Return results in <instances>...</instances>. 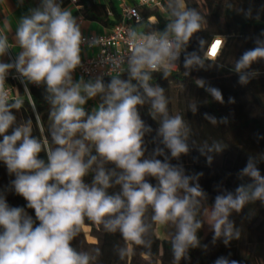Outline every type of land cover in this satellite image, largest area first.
Instances as JSON below:
<instances>
[{"label": "clouds", "instance_id": "clouds-1", "mask_svg": "<svg viewBox=\"0 0 264 264\" xmlns=\"http://www.w3.org/2000/svg\"><path fill=\"white\" fill-rule=\"evenodd\" d=\"M17 2L22 5L24 0ZM167 9L163 31L132 28L126 33V64L112 67L127 75L109 73L108 82L103 75L74 79L88 39L62 0H40L30 8L16 24L14 42L9 40L11 29L0 30V162L14 176L11 188L35 216L25 207L10 206L0 193V264H96L100 247L78 250L73 246L86 220L105 233L120 234L123 243L115 245L114 251L121 261L136 249L144 255L152 246L150 235L171 229L172 264H180L190 259L191 249L207 250L198 236L205 222L201 217L213 231V244L222 239L228 246L241 236L229 219L231 214L240 213L249 203H264V175L251 156L238 174L249 182L234 191L220 187L210 207L208 194L198 183L203 174L188 175L181 164L172 163L189 152L190 129L182 115L169 113L165 90L151 81L154 73L167 79L182 53L185 75L203 67L201 57L186 52V45L201 31L204 18L187 0H168ZM13 50L14 59L5 62L2 58ZM261 60L264 40L256 37L255 46L235 62L240 84L248 83L254 75L249 69ZM12 71L24 86L23 95L7 84ZM197 84L205 86L203 80ZM29 85L44 88L49 104L46 128L38 112L35 122L18 121L14 114L26 99L35 112ZM206 90L224 102L219 89ZM97 97V106L86 111L87 103ZM145 104L150 105L153 119L159 118L150 154H146L145 137L154 130L139 111ZM190 107L196 111L195 104ZM205 118L216 123L214 117L205 114ZM34 127L39 135L33 134ZM200 151L203 154L204 148ZM88 176L91 183L85 181ZM114 187L119 190L110 192ZM214 264L238 262L221 256Z\"/></svg>", "mask_w": 264, "mask_h": 264}, {"label": "trees", "instance_id": "trees-1", "mask_svg": "<svg viewBox=\"0 0 264 264\" xmlns=\"http://www.w3.org/2000/svg\"><path fill=\"white\" fill-rule=\"evenodd\" d=\"M70 1L62 0L63 6ZM76 5L79 6L76 13L83 19L106 28L120 20L112 2L107 5L95 0H76ZM188 6L195 8L204 19L201 31L195 33L186 45V52H197L203 61V67L193 68L185 75L182 53L178 71L172 72L167 79L160 73H154L151 83L165 90L169 113L172 115L175 114L172 82L181 84L184 115L190 129L188 140L192 175L203 174L199 176L198 183L208 194L206 204L210 207L214 203V197L219 194L220 187L234 191L239 184L249 182L247 177L241 180L238 174L246 166L250 156L258 161L257 166L264 175V60L253 63L249 71L254 75L246 84L238 82V75L234 70L240 55L255 46V38L264 40V36H261L264 33V0H194ZM108 8L113 11V17L108 16ZM139 12L141 21L137 25L146 31H163L168 23V17L161 18L155 9L141 7ZM150 15H157L159 22H149L147 17ZM216 35L224 37L219 54L213 59L203 58L209 40ZM201 40L204 41L203 45L200 44ZM121 75L126 77L127 74L123 72ZM104 80L108 82L110 77ZM198 80H203L205 86H198ZM14 84L23 95L22 85L18 82ZM208 87L219 89L224 102L216 101L206 90ZM29 88L35 101V112L26 99L25 105L14 114L18 121L31 118L35 122V113L38 112L46 128L49 104L44 98V89L33 85H29ZM192 104L196 105L195 112L191 110ZM85 107L89 112L93 109L91 105ZM139 111L145 123L154 130L145 137L148 149L146 154H150L155 147L153 137L159 126V118L153 119L149 104L142 106ZM205 114L214 117L216 123L206 119ZM33 134L39 135L35 127ZM216 145L220 146L219 151L216 150ZM201 148H204L203 154ZM209 156L212 157L211 162L208 160ZM41 157L44 158L43 153ZM172 163L181 164V157ZM13 179L14 176H10L6 166L0 162V193L6 197L10 206L26 208V201L11 188L10 181ZM91 179L88 176L85 181L91 183ZM150 182L156 184L154 179H150ZM118 190V187H114L109 191ZM26 211L35 219L33 210L26 208ZM202 219L205 220L202 246L207 245V250L202 247L198 261L190 250V259L181 260L180 264H214L221 256L236 260L238 264H264V203H249L240 213L231 214L229 219L240 230L241 236L230 241L228 246L224 245L222 239L213 244V231L206 219ZM85 225L89 227V235L93 240H87L83 230L73 241V246L78 250L100 247L102 254L96 264H172L171 246L168 242L170 238L160 237L156 231L150 235L152 246L149 250H144V255H141L142 249H136L121 261L114 251L115 245L123 243L120 234L105 233L87 220Z\"/></svg>", "mask_w": 264, "mask_h": 264}, {"label": "built area", "instance_id": "built-area-1", "mask_svg": "<svg viewBox=\"0 0 264 264\" xmlns=\"http://www.w3.org/2000/svg\"><path fill=\"white\" fill-rule=\"evenodd\" d=\"M117 5V11L120 20L112 27L108 28L105 32H89L83 33L88 39V42L83 46L82 51H89L85 55H82V66L79 67L75 73L80 74L85 78H94L98 75H103L104 79L112 75L122 74V69H114V64L124 66L126 64L125 57L128 55L126 33L135 28L137 30V23L141 21L139 9L141 7L148 9H155L161 18L168 17L167 4L168 0H114ZM70 3L74 4L76 8V0H71ZM107 14L109 17H113V11L108 8ZM147 20L153 24L159 22L157 15H150ZM142 32L146 31L142 28ZM224 44V37L221 35L213 36L203 53V58L213 59L215 58ZM216 48L215 54H213V48ZM180 60L177 61L176 69L173 72L178 71ZM74 73V74H75ZM20 82L18 75L14 72L11 76L8 75V79ZM13 88L14 85L7 83ZM35 86V85H33ZM42 87V86H35Z\"/></svg>", "mask_w": 264, "mask_h": 264}, {"label": "crops", "instance_id": "crops-1", "mask_svg": "<svg viewBox=\"0 0 264 264\" xmlns=\"http://www.w3.org/2000/svg\"><path fill=\"white\" fill-rule=\"evenodd\" d=\"M95 1L102 2V3H105L107 5H109V3L112 2V3H114V5L117 8V5H116L114 0H95ZM39 2H40V0H24V3L22 5H20V4H18L17 0H0V30L6 31V32L8 31V29L12 30V32L9 34L10 42H14L13 37L15 34V27H16V24H17L19 18L22 15L27 14V12L30 8L37 7L39 5ZM64 7H68L69 9H71L73 11V14L78 18V21L81 24V30L83 33L84 32L85 33L105 32L108 30V28L100 25L99 23L83 19L79 14L76 13V11H75L76 7L74 4L69 3L68 5H66ZM87 52L89 53V51H82L81 55H85ZM15 54H16L15 50H13L10 52L9 55H6L2 59L5 62H9L11 59H14ZM12 74H14V71L10 72L9 76H11ZM80 77H81L80 74H78V73L74 74V79H79ZM84 79L87 80L89 78L84 77ZM7 83L14 85L13 88L18 89L17 86L14 84V81L11 80L10 78L7 80ZM41 88L44 89L43 86ZM98 103H99V97H97L93 100H90L87 103V105H91L93 108H95ZM203 228H204V224L202 227V234H201L202 241H203V237H204ZM156 234L160 237H163L157 232H156ZM165 238H168V237H165ZM92 240L93 239H91L90 241H92Z\"/></svg>", "mask_w": 264, "mask_h": 264}, {"label": "rangeland", "instance_id": "rangeland-1", "mask_svg": "<svg viewBox=\"0 0 264 264\" xmlns=\"http://www.w3.org/2000/svg\"><path fill=\"white\" fill-rule=\"evenodd\" d=\"M192 1L194 0H187V4L191 3ZM136 28H137V31H142V26H137ZM172 87H173V98H174L173 102L175 106V114L182 115L184 120L186 121L185 115H184V100H183V95H182L181 84L177 81H173ZM187 142L189 144V140ZM181 165L185 169L186 174L192 175V168H191V162H190V147H189V152L186 155L181 156ZM83 230L85 231L86 239L90 241L92 237L89 235V227L85 225ZM171 231H172L171 229L156 230V232L159 233L161 236L168 237V238H170L171 236ZM201 234H202V228L198 231V236L200 238L201 245H202ZM191 250L193 252L195 259L198 261L201 251H202V247H198V248L191 249Z\"/></svg>", "mask_w": 264, "mask_h": 264}, {"label": "snow or ice", "instance_id": "snow-or-ice-1", "mask_svg": "<svg viewBox=\"0 0 264 264\" xmlns=\"http://www.w3.org/2000/svg\"><path fill=\"white\" fill-rule=\"evenodd\" d=\"M215 51H216V48L214 47L213 50H212L213 54H215Z\"/></svg>", "mask_w": 264, "mask_h": 264}]
</instances>
